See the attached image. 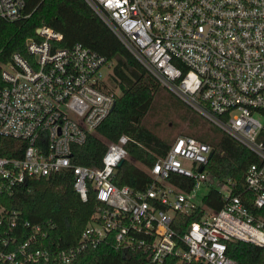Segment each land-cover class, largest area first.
Wrapping results in <instances>:
<instances>
[{
	"label": "built area",
	"instance_id": "obj_1",
	"mask_svg": "<svg viewBox=\"0 0 264 264\" xmlns=\"http://www.w3.org/2000/svg\"><path fill=\"white\" fill-rule=\"evenodd\" d=\"M82 1L159 85L253 154L243 174L252 197L247 205L229 180L210 175L211 148L190 136L174 138L141 191L112 182L127 155L124 134L106 143L99 168L71 164V146L114 105L113 64L80 44L58 47L61 35L40 27L24 56L0 64V264H68L103 243L141 252L144 264H236L226 254L231 240L264 249V0ZM22 7L0 0V20H18ZM65 170L80 199L92 191L97 205L74 246L51 250L38 226H17L6 199L29 179ZM171 173L189 180L186 189L167 180ZM211 187L221 194L215 211L202 200ZM177 214L198 218L177 231Z\"/></svg>",
	"mask_w": 264,
	"mask_h": 264
},
{
	"label": "trees",
	"instance_id": "obj_2",
	"mask_svg": "<svg viewBox=\"0 0 264 264\" xmlns=\"http://www.w3.org/2000/svg\"><path fill=\"white\" fill-rule=\"evenodd\" d=\"M21 15L11 22L0 20V64L7 63L13 53L24 56L25 40L35 38L34 31L40 27L61 35L58 47L80 44L113 64L110 85L118 91L113 108L84 143L71 146V164L99 168L106 143L124 134L130 139L125 145L127 155L115 168L112 182L141 191L151 183L149 168L166 154L174 138L190 136L212 150L205 170L218 181L229 180L231 192L249 205L252 195L243 185V174L256 161L253 154L159 85L82 0H23ZM170 109L178 113L184 128L176 132L160 131L158 124L150 120ZM170 175L168 181L186 189L182 183L189 184L188 179L175 173ZM202 200L214 211L222 205L221 194L214 187ZM96 205L92 191L86 193L84 201L80 199L73 188L70 170L29 179L6 199L8 209L16 212L17 226L24 221L38 226L46 234L42 245L51 250L74 246ZM257 213L264 218V205ZM176 217L180 223L173 224V228L177 231L198 218L195 214ZM27 231V228L22 230L20 241L25 239ZM226 246V254L236 264H264L261 247L238 240L227 241ZM144 261L139 251L123 255L103 243L82 249L68 264H144Z\"/></svg>",
	"mask_w": 264,
	"mask_h": 264
},
{
	"label": "rangeland",
	"instance_id": "obj_3",
	"mask_svg": "<svg viewBox=\"0 0 264 264\" xmlns=\"http://www.w3.org/2000/svg\"><path fill=\"white\" fill-rule=\"evenodd\" d=\"M110 87L118 92L115 87H112L111 85ZM150 122L157 123L158 129H161L160 131L174 130V132H176L179 128H184V123L180 121L178 113L174 112L172 109L159 112L151 118ZM138 166L141 167L139 164ZM141 168L146 170L144 167ZM217 188L221 190L223 189L221 185H218ZM203 192L205 191L201 190V193Z\"/></svg>",
	"mask_w": 264,
	"mask_h": 264
},
{
	"label": "water",
	"instance_id": "obj_4",
	"mask_svg": "<svg viewBox=\"0 0 264 264\" xmlns=\"http://www.w3.org/2000/svg\"><path fill=\"white\" fill-rule=\"evenodd\" d=\"M113 106L110 108V111L112 110ZM135 121V117L132 118ZM212 155V150L209 151L207 158H210V156ZM122 160H120L116 166H119L121 164ZM199 170H201V167H199Z\"/></svg>",
	"mask_w": 264,
	"mask_h": 264
}]
</instances>
